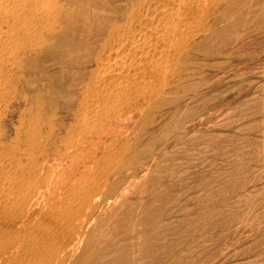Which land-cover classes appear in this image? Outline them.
Returning <instances> with one entry per match:
<instances>
[{
	"label": "bare ground",
	"instance_id": "bare-ground-1",
	"mask_svg": "<svg viewBox=\"0 0 264 264\" xmlns=\"http://www.w3.org/2000/svg\"><path fill=\"white\" fill-rule=\"evenodd\" d=\"M260 53L264 0H0V264H264V77L244 76ZM50 58L61 61L43 71L51 81L68 62L84 69L71 115L34 92L36 65ZM216 65L236 81L221 72L212 87ZM82 136L106 153L74 185L69 176L57 203L56 175L80 157ZM196 165L197 175L168 176ZM153 187L152 206L179 187L202 222L173 239H57L60 220L73 233L85 207L122 202L134 218L137 192Z\"/></svg>",
	"mask_w": 264,
	"mask_h": 264
},
{
	"label": "rangeland",
	"instance_id": "rangeland-1",
	"mask_svg": "<svg viewBox=\"0 0 264 264\" xmlns=\"http://www.w3.org/2000/svg\"><path fill=\"white\" fill-rule=\"evenodd\" d=\"M262 56V57H261ZM264 55H262V53H260L259 54V57H258V59H257V62L256 61H254V62H256V64L254 63V66H252L254 69L252 70V67L250 68V69H248V70H246L245 72H244V76H245V79H250V78H252V77H254V78H263L264 77ZM262 59H263V61H262ZM258 60L260 61V62H258ZM61 61L60 60H57V59H55V60H52L51 58H50V60H46V61H42V60H39L38 61V63H37V65H36V70H37V73H38V79H37V83H36V85H35V90H34V92H35V94H36V92H37V94L36 95H38V99H39V101H40V104L42 103V102H46L47 104H49V105H51V106H54V107H56V108H60V110H62L63 112H66L67 114H69V115H71V113L73 114L74 113V111L76 110V108H77V106H78V100H79V91H78V89L81 87V83H83V81H84V79L86 78V77H84V76H82V74H81V72L80 73H78V70L77 69H79V71L81 70H84L83 69V67H82V65H77V64H74V62L73 61H71V62H68V68H67V72H66V74H61V76H57L56 77V80H54V81H51V80H48V78L47 77H45L44 76V72L43 71H45V70H47V69H50L49 67L50 66H52V65H54V64H57V63H60ZM74 64V65H73ZM79 66V67H78ZM262 66V67H261ZM257 67V68H256ZM215 68H217V69H215ZM260 68H261V70H260ZM211 69H215L216 70V72L217 73H215V75L212 77L211 76V74L210 75H208V73H207V75L208 76H210L211 78H212V80H213V86L212 87H216V86H218V84H219V82L220 81H217V80H219V79H221V78H223L222 76L223 75H226V76H224V77H226V79L229 81V82H231V83H233L234 81H236L235 80V78H236V76L235 75H233L232 73H229V74H225V73H223V70H222V67L220 68V65H216L215 67H211ZM75 70V71H74ZM258 70V71H257ZM70 71H72L71 73H70ZM218 71H220V72H218ZM260 71V72H259ZM69 72V73H68ZM74 72H75V74H74ZM221 72H222V76H216V75H221ZM262 72V73H261ZM77 73L79 74V75H77ZM259 73V74H258ZM68 74H70V75H68ZM228 75V76H227ZM74 77V78H73ZM84 77V78H83ZM218 77V78H217ZM221 77V78H220ZM228 77V78H227ZM69 78H71V79H69ZM216 78V79H215ZM60 79V80H59ZM80 79H82V80H80ZM70 81V82H69ZM77 81V82H76ZM78 81H80L79 83H78ZM217 82V83H216ZM70 83H72V84H70ZM76 84H77V86H76ZM215 84V85H214ZM72 85V86H71ZM67 86H69L68 87V89L66 88ZM76 86V87H75ZM47 89H46V88ZM71 87V88H70ZM73 87V88H72ZM46 89V90H45ZM71 91V92H69V91ZM76 90V91H75ZM57 91H59V92H57ZM47 92V93H46ZM57 92V93H56ZM75 92H77V94L75 93ZM48 94V95H47ZM183 94V95H182ZM69 95V96H68ZM181 95V96H180ZM187 95H189L188 93H181V94H179V97H181V98H185ZM73 96V97H72ZM62 99H63V101H62ZM72 102V103H71ZM188 103V102H187ZM187 103L186 102H184L183 104L185 105H187ZM122 125V126H121ZM119 126V127H118ZM123 126H126V127H123ZM121 127H123V131H122V128ZM116 128V129H115ZM124 128H127L126 130H124ZM114 130H115V132H117V134H118V137L120 138V136L121 137H123V136H125V137H128V135H129V131H128V127H127V125H123V124H118V125H116L115 127H114ZM121 131V132H120ZM123 132V133H122ZM121 134V135H120ZM82 138H83V136L82 137H79V138H77L78 140H82ZM77 140V141H78ZM83 140H88V138H87V136H84V138H83ZM90 140H92V138L90 137L89 138V140L87 141V142H85V143H82V145H81V143H80V148L79 149H82V151L81 150H79L78 152H80V153H78L79 155H80V157H77L75 160H74V162H72L73 164H72V166L74 165V163L76 164H78V165H76V166H78V167H76L75 165H74V168H71L72 166H70V168L69 167H65L66 169H64V170H60L59 171V173H57V178H55V181H56V192H55V194H53V197H52V199L55 201V202H59V203H62V202H65L66 200H65V194H66V192H67V195L69 194V192H71V189H72V185H71V183L74 185L76 182H77V180H76V178L75 177H77V179H78V176H76V175H80V174H82V173H88L89 171H93L94 169H92V167L94 168L95 166H94V164L92 163V165H91V161L90 160H99L100 158H98V156L99 157H101V160L100 161H102V158H103V156L105 155V150L104 149H100L99 147H98V144L96 143V144H94L95 142H94V139L92 140V141H90ZM90 145H91V147H90ZM93 145H95V147L93 146ZM84 146H86V148L84 147ZM84 147V148H83ZM88 147H90V148H88ZM67 151H69V152H71L72 151V148L70 149H67ZM86 151V153H84ZM87 151H90L89 153L87 152ZM97 151V152H96ZM94 152V153H93ZM99 152V153H98ZM115 152H117V151H115ZM114 152V153H115ZM100 153H101V155H100ZM93 154V155H92ZM96 154V155H95ZM78 155V156H79ZM84 155V156H83ZM92 155V156H91ZM98 155V156H97ZM81 156L83 157L82 158V160H81ZM91 156V157H90ZM88 157V158H87ZM90 157V158H89ZM97 157V159H94V158H96ZM88 159H90V160H88ZM115 159V158H114ZM85 162V163H84ZM84 164V166H83V164ZM90 163V164H89ZM87 164V165H86ZM89 164V165H88ZM104 164L102 163V166H101V168L103 169H101V173H106L107 172V170L109 169V167H110V165H107L106 163H105V165L106 166H103ZM83 166V167H82ZM85 167H87L88 168V170L86 169L85 170ZM105 169H104V168ZM75 168H78V170L76 171H74V169ZM197 168V169H196ZM193 170H190V171H188L189 169H187V167L186 168H183V169H178V170H175V171H173V172H170V173H168V176L170 177V176H172L171 178H175L176 179V177H179L180 175H197L198 173H200V171H201V169H200V167L199 166H195L194 168H192ZM182 170H185V171H183V173H181V171ZM67 172V173H65V172ZM81 171V172H80ZM188 171V172H187ZM179 172V173H178ZM63 173V174H62ZM71 173H73V174H75V175H73V174H71ZM67 174V175H66ZM229 174V173H228ZM227 173H225V175L223 174V176H226V175H228ZM72 175V176H71ZM69 176H71V178H69ZM58 177L61 179H58ZM65 177L67 178V179H65ZM68 178H69V180L71 181V183H70V181H68ZM73 178H74V181H73ZM67 180V181H66ZM58 181V182H57ZM74 183H73V182ZM66 182L68 183L69 182V184H70V186L71 187H69V185L68 184H66ZM60 183V184H59ZM65 184V185H64ZM65 186V187H64ZM68 186V187H67ZM63 187L64 188H66V189H63ZM176 187V186H175ZM178 188V190H179V187H177ZM177 188H175V190L177 191ZM60 189V190H59ZM65 190V191H64ZM66 190H68V191H66ZM175 190H173V188H169V190H168V187H166L165 189H163V190H160L161 191V194H162V191H163V193L165 194L164 196H163V198H169L170 199V201H172V202H170V201H168L167 203H164L165 205H166V207H164L165 205H161V207H159V206H152L151 204H152V201L151 202H149L150 200L149 199H151V196L153 195V192L155 191V188L153 187V188H151V189H149V190H146V191H139V193L137 192V195H136V198L139 200V203H137V205H135V207H133V216H134V218L132 217V218H128L126 215H128V213H129V211H128V209L126 208V206L124 205V204H122V202H118L117 203V205H118V207L119 206H121L119 209L117 208V205H116V203H114V204H112L113 203V201H111L110 203H109V205L108 204H99V205H97L98 206V209H97V207L94 209V211H92V213H91V211H90V209L89 208H87V207H85L83 210H81V214H82V217H81V220L79 219V220H77L76 221V229H75V231H73V233L71 232V233H67V222H66V220H60V223H59V229L60 230H56V234H57V239H58V237H59V239H62V237H63V239H71V237H72V239H103V238H106V239H151V238H153L154 237V239H157V238H159V239H173V237H174V232L172 231L173 229L174 230H176L178 227H180L181 225H187V224H190L191 222H202V220L199 218V216L197 215V214H194L193 212L194 211H189V209L188 210H186V209H184V208H187L185 205H180V203H181V201H179V196H177L178 198H176L175 197V195H174V192H176ZM165 191H166V193H165ZM172 191H173V193H172ZM61 192V193H60ZM64 192V193H63ZM142 193V194H141ZM173 194V195H171L170 196V194ZM61 194V195H60ZM139 194V195H138ZM188 197L190 196V193H187L186 194ZM57 196V197H56ZM175 197V198H174ZM62 198V199H61ZM145 198V199H144ZM173 198V199H172ZM236 198V196L234 197V195H231V196H229V197H227V199H225V200H227V201H223V203H221L219 206H221V207H223V208H226V209H229L230 208V206L228 207V205H229V202L231 201V200H234ZM60 201H59V200ZM168 199V200H169ZM174 199H175V201L178 199V202H176L175 204H174ZM56 200H58V201H56ZM168 204V205H167ZM180 206H179V205ZM139 205V206H138ZM170 205H172V206H170ZM175 205V206H174ZM111 206V207H110ZM116 206V207H115ZM122 206H123V208L125 209H121L122 208ZM140 206H141V208H140ZM177 206V207H176ZM179 206V207H178ZM182 206V207H181ZM109 207V208H108ZM113 207V208H112ZM149 207V208H148ZM172 207V208H171ZM137 208V209H136ZM139 208V209H138ZM147 208L148 209H150V210H147ZM181 208L183 209V210H181ZM109 209H111V210H113V211H111V213L112 214H110L109 212L107 213V210L109 211ZM116 209V210H115ZM119 211H118V210ZM141 209V210H140ZM145 209H146V211H145ZM158 209H160V210H158ZM97 210V211H96ZM103 210V211H102ZM136 210H138V211H140V212H138V211H136ZM183 211V212H180V211ZM99 211V212H98ZM102 211V212H101ZM114 211H116V212H114ZM118 211V212H117ZM120 211H122V212H120ZM144 211V212H143ZM175 211V212H174ZM176 211H177V213H176ZM187 211V212H186ZM84 212V213H83ZM105 212V213H104ZM119 212L121 213V214H119ZM124 212V213H123ZM147 212H149V213H147ZM151 212V213H150ZM171 213V215H170V213ZM180 214H179V213ZM186 212V213H185ZM206 212H208V210L207 209H204V210H201V213H206ZM99 213V214H98ZM117 213H118V215H117ZM143 213H144V215H143ZM146 213V214H145ZM103 214H105L104 216H103ZM136 214H138V215H136ZM140 214V215H139ZM89 215H92V220H90V224H88L87 225V227H86V223L88 222L86 219H84V217L85 216H89ZM110 215H112V217H114V220H113V218H111V216ZM123 215V216H122ZM159 215H161L162 216V219L160 220V221H158V220H156V218L159 216ZM101 216H103L102 218H101ZM110 216V217H109ZM198 216V217H197ZM202 216V215H201ZM116 217H117V219H116ZM122 217V218H121ZM178 217V218H177ZM189 217V218H188ZM100 218L103 220V222H104V224L102 223V224H99L100 222H102L101 220H100ZM138 220H137V219ZM143 218V219H142ZM176 218V219H175ZM147 219H149V221L147 220ZM173 219V220H172ZM111 220H112V222H111ZM115 220H116V222H115ZM145 220V221H144ZM177 220H179V221H177ZM201 220V221H200ZM62 221V222H61ZM108 221V222H107ZM109 221H110V223H109ZM127 221H128V223H127ZM148 223H147V222ZM166 221V222H165ZM181 221V222H180ZM115 222V223H114ZM121 222H124L123 224L121 223ZM134 222V223H133ZM211 222H214V223H220V222H222V220H220V218H216V217H214V219H212V221ZM113 223L116 225H118L117 227H115L114 225H113ZM151 223V224H150ZM172 223H175L176 224V226H174L175 224H172ZM184 223V224H183ZM95 224V225H94ZM96 224H99V225H96ZM122 224V225H121ZM100 225H107V226H105L106 228L104 229V231L105 230H107V228H109L108 230H110V229H113L112 231H107V232H105V234H110L108 237H107V235H106V237H105V234H101L100 233V229L98 230V228H99V226ZM114 227H113V226ZM126 225V226H125ZM147 225V226H146ZM148 225H149V227H148ZM166 225V226H165ZM168 225V226H167ZM57 226V225H56ZM93 226V227H92ZM174 226V227H173ZM171 229H170V228ZM65 230H64V229ZM87 228V229H86ZM97 228V230L96 231H94L95 229ZM114 228H117V230L116 229H114ZM124 228V229H123ZM156 228H158L159 229V231H160V233L159 232H156V234L153 232L152 233V231L154 230V229H156ZM163 228V229H162ZM94 229V230H93ZM123 229V230H122ZM85 230V231H84ZM129 230H130V232H129ZM66 231V232H65ZM103 231V232H104ZM125 231H127V232H125ZM164 231V232H163ZM170 231H171V233H170ZM76 232V233H75ZM85 233L86 235L84 236V238H82V236H81V233ZM61 233V234H60ZM63 233V234H62ZM94 233V234H93ZM96 233H98V234H100V237H99V235H96ZM126 233V234H125ZM145 233H146V235H145ZM148 233H149V235H148ZM165 233V234H164ZM168 233V234H167ZM170 233V234H169ZM132 234V235H131ZM141 234V235H140ZM69 235V236H68ZM73 235H75V236H73ZM96 235V236H95ZM102 235V236H101ZM145 235V236H144ZM148 235V236H147ZM70 237V238H69ZM99 237V238H98ZM38 259L40 260L41 258H39L38 257ZM71 259V258H70ZM70 261V260H69ZM69 261H67V264H70V262L72 261V259H71V261L69 262Z\"/></svg>",
	"mask_w": 264,
	"mask_h": 264
}]
</instances>
